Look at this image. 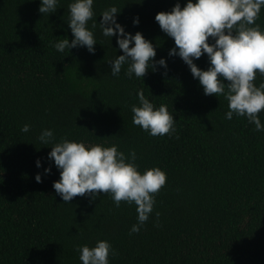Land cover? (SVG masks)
<instances>
[{"label":"trees","instance_id":"1","mask_svg":"<svg viewBox=\"0 0 264 264\" xmlns=\"http://www.w3.org/2000/svg\"><path fill=\"white\" fill-rule=\"evenodd\" d=\"M176 2L94 0L90 28L103 9L121 8L117 21L125 31L141 32L153 42L154 59L167 62L166 69L157 65L142 79H129L124 69L111 75L107 61L123 53L99 25L92 29L94 54L83 46L64 52L52 46L72 39L70 0H60L49 16L39 13L40 0H0V264H81L77 246L98 239L115 250L110 264H264V131L244 117L225 119L224 96L205 95L182 59L168 55L174 40L154 17ZM179 2L183 7L185 0ZM257 23L264 28V7ZM194 63L206 69L207 56ZM261 81L257 74V86ZM137 90L167 106L174 132L153 137L133 124ZM259 115L264 123V112ZM45 128L57 140L115 144L126 156L135 150L141 171H165L139 232L130 234L134 204L116 207L108 194L65 203L56 194L59 170L48 159L50 145L37 139Z\"/></svg>","mask_w":264,"mask_h":264},{"label":"clouds","instance_id":"2","mask_svg":"<svg viewBox=\"0 0 264 264\" xmlns=\"http://www.w3.org/2000/svg\"><path fill=\"white\" fill-rule=\"evenodd\" d=\"M60 0H40L38 11L49 16L54 13ZM94 0H70L67 25L72 39L53 43L58 52L65 49L86 47L89 53L95 52L97 44L92 29L99 25L102 35L115 36L121 55L108 60L111 75L118 77L121 70L131 79L133 75L142 79L148 70H156L159 65L167 68L165 58L158 61L153 42L141 32L128 33L117 21L121 8L113 5L103 9L100 21L93 20ZM264 0H185L183 7L179 0L169 11H159L155 21L161 31L174 40L169 56H179L188 66L194 79L203 88L205 95L224 96L228 101L225 119L233 115L244 117L255 125L258 132L264 131L260 113L264 112V81L257 86V74L264 76V28L257 23ZM134 24L139 18L133 19ZM207 56L208 67L199 68L194 60ZM227 81V83H225ZM137 103L131 105L132 122L149 135L165 136L175 131V120L166 105L158 107L146 98L143 90L136 92ZM21 131H30L24 124ZM41 145L49 146L48 159L54 161L59 170V179L53 181V188L65 203L77 196H90L95 199L100 194H108L116 207L121 202L136 206L137 223L130 229L137 233L149 220L153 212L155 194L166 183V173L158 166L143 171L136 164L135 150L127 156L118 146L112 144L86 143L62 137L56 139L50 128L42 129L37 137ZM36 166L41 167L39 159ZM50 173V168L44 169ZM37 183L42 182L39 173ZM158 215V213H157ZM81 264H110V256L115 250L106 239H98L94 245L77 246Z\"/></svg>","mask_w":264,"mask_h":264}]
</instances>
